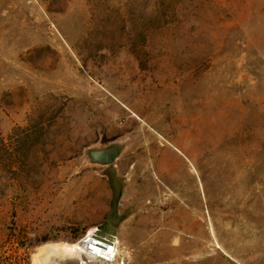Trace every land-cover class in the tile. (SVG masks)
Segmentation results:
<instances>
[{
    "label": "rangeland",
    "instance_id": "obj_1",
    "mask_svg": "<svg viewBox=\"0 0 264 264\" xmlns=\"http://www.w3.org/2000/svg\"><path fill=\"white\" fill-rule=\"evenodd\" d=\"M104 222L105 264H264V0H0V264Z\"/></svg>",
    "mask_w": 264,
    "mask_h": 264
},
{
    "label": "bare ground",
    "instance_id": "obj_2",
    "mask_svg": "<svg viewBox=\"0 0 264 264\" xmlns=\"http://www.w3.org/2000/svg\"><path fill=\"white\" fill-rule=\"evenodd\" d=\"M131 112L132 115L140 119L134 111ZM47 251L65 252L70 255L85 253L90 259L96 258L97 256L100 257L101 263L105 264L107 259L117 252L118 249L114 230L110 226L104 225L99 230H96L95 227L89 229L83 238L75 242L46 244L38 250L37 254Z\"/></svg>",
    "mask_w": 264,
    "mask_h": 264
},
{
    "label": "water",
    "instance_id": "obj_3",
    "mask_svg": "<svg viewBox=\"0 0 264 264\" xmlns=\"http://www.w3.org/2000/svg\"><path fill=\"white\" fill-rule=\"evenodd\" d=\"M114 151L113 148L109 149L108 151L104 152V153H99V155H97V157H99L100 159H102L103 161L109 162L112 159V155H113ZM112 167H110L108 169V175L110 177V181H111V185H112V189H113V195H112V200H111V213L108 216V219H111V215L115 209V206L117 204V199L119 196V190H120V185L118 180L114 177H112ZM104 225H109L107 222H104L102 225H98L95 229L99 230L102 229ZM111 228L112 226L109 225ZM113 229V228H112ZM114 230V229H113Z\"/></svg>",
    "mask_w": 264,
    "mask_h": 264
},
{
    "label": "crops",
    "instance_id": "obj_4",
    "mask_svg": "<svg viewBox=\"0 0 264 264\" xmlns=\"http://www.w3.org/2000/svg\"><path fill=\"white\" fill-rule=\"evenodd\" d=\"M163 172H164V171H161L160 174H157L156 176H158V175L161 176V175L163 174ZM166 172H168V171H166ZM115 174H116V171H112V177H114ZM186 216H187V217H191V214L188 212ZM195 237H199V236L196 235Z\"/></svg>",
    "mask_w": 264,
    "mask_h": 264
}]
</instances>
